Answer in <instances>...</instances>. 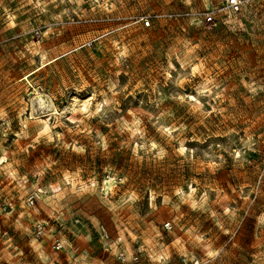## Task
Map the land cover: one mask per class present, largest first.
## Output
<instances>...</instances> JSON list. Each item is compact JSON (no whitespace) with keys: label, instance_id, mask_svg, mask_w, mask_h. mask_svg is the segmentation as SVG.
Returning a JSON list of instances; mask_svg holds the SVG:
<instances>
[{"label":"rangeland","instance_id":"374dc122","mask_svg":"<svg viewBox=\"0 0 264 264\" xmlns=\"http://www.w3.org/2000/svg\"><path fill=\"white\" fill-rule=\"evenodd\" d=\"M0 264H264V0H0Z\"/></svg>","mask_w":264,"mask_h":264},{"label":"built area","instance_id":"2783aa9c","mask_svg":"<svg viewBox=\"0 0 264 264\" xmlns=\"http://www.w3.org/2000/svg\"><path fill=\"white\" fill-rule=\"evenodd\" d=\"M241 3H242V0H225V7L229 10H238L239 7L241 6ZM209 18L211 19L212 16H210ZM140 21L143 23L144 27H149L151 24V21L146 17H142L140 19ZM36 197H37V195L35 193L33 195H30L26 199L27 205H29V206L34 205V201H35ZM76 222H77V220H76ZM34 228H35L36 236H38V237H42L43 234L45 233V225H43V223H36ZM96 233H97L99 241H101V242H106L110 238L109 232H108V230L104 224L98 225V227L96 229ZM119 240L120 239L118 238L117 243ZM51 247L55 251L61 250L63 248V244H62L61 239L59 237L53 238L52 242H51ZM117 259H119L120 261H124L125 260L124 253H122V252L117 253Z\"/></svg>","mask_w":264,"mask_h":264}]
</instances>
